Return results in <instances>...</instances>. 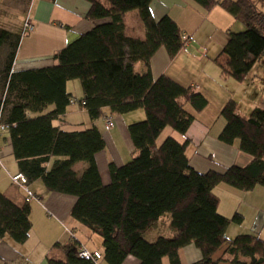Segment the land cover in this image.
Wrapping results in <instances>:
<instances>
[{
  "label": "trees",
  "instance_id": "1",
  "mask_svg": "<svg viewBox=\"0 0 264 264\" xmlns=\"http://www.w3.org/2000/svg\"><path fill=\"white\" fill-rule=\"evenodd\" d=\"M88 1V19L106 21L56 52L55 65L13 70L20 35L0 31V54L5 55L0 57V122L8 126L19 171L28 183L41 179L50 191L77 197L71 214L102 237V258L109 264H123L129 255L140 264H164L165 259L183 264L180 251L192 243L203 254L194 264H264V238L252 233L230 238L229 226L244 218L240 213L232 217L220 213L216 192L222 183L242 191L264 186V107L243 115L232 98L221 111L226 124L219 139L238 142L252 156L247 166L195 170L187 152L190 139H160L168 127L186 134L194 122L195 115L180 99L196 111L208 106L209 99L167 75L155 78L151 70L160 48L175 57L189 37L170 15L154 17L155 0ZM194 1L207 9L220 5L245 24L244 31H229L228 42L214 60L224 77L244 81L264 59V0ZM133 10L144 22L143 39L126 34L125 17ZM137 62L144 64L143 72L135 70ZM75 79L85 94L76 103L92 120L102 117L105 107L120 114L145 112L143 120L128 125L135 156L122 165L109 163V183L103 182L97 161V154L107 147L101 129L93 125L69 131L54 124L73 103L68 82ZM52 156L62 158L49 168ZM81 162L86 166L79 173L75 166ZM30 212L28 202L20 205L0 191V241L9 235L26 242L32 229ZM164 216L169 217L170 231L157 232ZM222 249V257L216 259ZM78 250L73 245L64 260L50 256L49 263L98 264L97 259L81 258Z\"/></svg>",
  "mask_w": 264,
  "mask_h": 264
},
{
  "label": "crops",
  "instance_id": "2",
  "mask_svg": "<svg viewBox=\"0 0 264 264\" xmlns=\"http://www.w3.org/2000/svg\"><path fill=\"white\" fill-rule=\"evenodd\" d=\"M0 4L6 7L2 13H10L13 5L10 0H0ZM30 7V22L34 24L35 33L27 36L19 45L13 66L15 71L55 65V53L71 39L89 31L95 24L106 21L88 19L91 7L88 0H30ZM152 10L156 19L170 15L189 37L187 44L175 57H171L165 48L157 51L151 61L154 77L167 75L184 86H194L209 99L208 106L201 111H196L190 103H185V108L195 115V120L186 134L172 133L181 142L190 139L187 152L191 166L202 173L210 170L223 171L232 165L247 166L252 161V156L242 151L238 142L226 144L219 139L226 124L221 111L232 98L238 102L243 115H249L256 107H264V69L262 76L259 72L263 60L257 62L241 82L232 77H224L220 67L214 62L229 40V31H240L241 23H237L238 20L220 5L207 9L194 0H155ZM125 24L128 36L145 38V25L137 10L127 13ZM135 70L143 72L144 64L137 62ZM70 84H73L74 89L70 88ZM68 90L78 101L85 96L81 83H76V80L68 82ZM106 108L104 120L99 119L92 124L97 125L103 135H108L107 138L104 135L107 147L97 154V161L103 182L109 183L111 178L108 167L102 170L101 165L106 166L110 162L122 165L135 156L128 125L141 119L143 113L139 109L115 116L116 124L108 129L106 118L110 116ZM78 115L86 120L89 118L80 103H72L68 112L56 119L54 124L64 129L63 125ZM109 146L118 153L116 158L107 154ZM78 166L80 163L75 166L76 170ZM80 168L77 171L82 173L85 167ZM17 172L18 162L6 129L0 132V191L20 205L28 202V191L35 198L28 202L32 223L30 237L26 242L18 243L6 235L0 241V264H50V256L64 260L73 245L74 248L103 253L102 239L71 214L77 201L76 196L50 191L41 179L28 183L27 191L13 182L11 176ZM216 192L220 196V213L227 217L240 213L244 218L241 224L232 223L229 226L230 238L248 233L264 238V186L242 191L222 183L216 187ZM159 226L170 231L169 221L159 223L157 230ZM149 234L153 235L154 232ZM223 253L224 249L220 250L215 258L219 259ZM180 254L183 264H194L203 257L202 251L194 243L182 248ZM98 264L109 263L101 258L98 259ZM123 264H140V261L129 255ZM164 264H169V260L165 259Z\"/></svg>",
  "mask_w": 264,
  "mask_h": 264
},
{
  "label": "rangeland",
  "instance_id": "3",
  "mask_svg": "<svg viewBox=\"0 0 264 264\" xmlns=\"http://www.w3.org/2000/svg\"><path fill=\"white\" fill-rule=\"evenodd\" d=\"M6 1H4L5 3ZM11 3H13V5L11 6L12 8H10V13L7 12V11H4V13H8V14H4L2 13L1 11L4 10L6 7L3 6L2 4H0V31L3 30V29H7V30H10V31H13V32H16L17 34L20 35V40H19V45L21 44V42L27 38V36L31 35L32 33H35L34 31H31V32H27L25 33L24 32V28H25V24L27 21L30 22V13H31V7L29 8V2L30 0H10ZM4 14V15H3ZM31 23L33 24V22L31 21ZM237 23H241L239 24L242 28L240 31H236L233 29V31L235 32H241V31H244L246 29V26L243 22L241 21H238ZM34 25V24H33ZM34 30V29H33ZM40 30V29H39ZM77 38V37H76ZM73 40L75 39H71L69 42H72ZM69 44V43H68ZM6 49H8L6 47ZM0 57H3L5 58V55L1 52L0 54ZM262 68H260L261 70L259 71L260 72V76L263 75V69H264V59H263V62H262ZM76 80V83H81L79 79H75ZM73 83V82H72ZM70 88L71 89H74L73 87V84H70ZM2 94H3V89H2V84L0 86V99L2 97ZM76 101L77 98L76 97H73ZM180 102L181 103H187L184 99H180ZM245 106V104H244ZM53 108V106H51L47 111L51 110ZM81 111V109H79ZM138 111V110H137ZM141 111V113H143V116L140 117L141 119H137L136 121H133V122H137V121H141L145 118V112L144 110H139ZM106 112L109 114L110 117H112V120L113 122L116 124V118L115 116H118V115H122L120 113H116V112H113L109 107L106 108ZM136 113V112H135ZM138 113V112H137ZM30 114H33V115H36L37 113H30ZM251 114V113H250ZM249 114V115H250ZM104 115L102 117H100L99 119L101 121L104 120ZM82 118L81 116H77L76 118H70L69 121L67 123H65L63 126V128L65 130H69V131H72V130H84L86 128H90L91 126H93L92 123H95V121L97 122L99 119L97 120H92L90 117L86 119ZM117 126V125H116ZM2 132V131H1ZM129 133V131H128ZM172 133L176 134V135H181V133L177 132L176 130H174L172 127H168L165 132L163 133L160 141L162 142L163 140H165L167 137L169 136H173L175 137V135H173ZM105 135V133H104ZM130 135V134H129ZM108 135H105V137L107 138ZM176 138V137H175ZM110 145V144H109ZM102 152V151H101ZM107 154L109 155V157H113V158H116L118 153L113 149L112 146H109V150L107 152ZM103 155V154H101ZM101 157H104V156H101ZM100 157V158H101ZM58 158H62V157H58V156H52L49 164H48V167L51 168L53 166V163L55 162V160H57ZM107 159V157H106ZM132 159V158H131ZM130 159V160H131ZM102 161V159H101ZM82 166H86V164L84 162H81L80 163V166H78L77 170H80ZM102 167V170L104 169V167H108V171L110 172L109 170V163H107L106 166L104 165H101ZM110 178H111V174H110ZM111 181V179H110ZM163 221H169V226H170V220H169V217L168 216H164L162 217L160 223L162 224ZM163 226H159V230L162 229V231H165L164 228H162ZM157 229V228H156ZM155 231V230H154ZM158 232V230H157ZM98 237H100V239H102V237L99 235V234H96ZM234 238V237H232ZM103 241V239H102Z\"/></svg>",
  "mask_w": 264,
  "mask_h": 264
},
{
  "label": "built area",
  "instance_id": "4",
  "mask_svg": "<svg viewBox=\"0 0 264 264\" xmlns=\"http://www.w3.org/2000/svg\"><path fill=\"white\" fill-rule=\"evenodd\" d=\"M34 29V25L27 21L26 24H25V28H24V32L27 33V32H31L33 31ZM185 38H187V35H185ZM73 103H76V100L73 99L72 100ZM106 123H107V127L108 129H111L113 126H114V122L112 120L111 117H107L106 118ZM8 128L7 125L3 124L0 122V132L1 131H4ZM12 180L14 183L20 185L21 187L25 188L27 191V185H28V179L26 177V175L22 172H17L15 174H13L11 176ZM35 198V195H33L32 193H30L28 191V196H27V201L29 202L31 199ZM78 255L81 257V258H85V259H101L102 258V253L100 251H90L86 248H80L78 250Z\"/></svg>",
  "mask_w": 264,
  "mask_h": 264
}]
</instances>
